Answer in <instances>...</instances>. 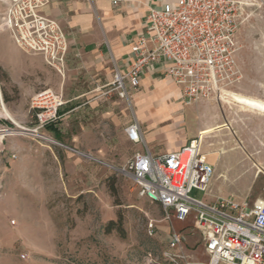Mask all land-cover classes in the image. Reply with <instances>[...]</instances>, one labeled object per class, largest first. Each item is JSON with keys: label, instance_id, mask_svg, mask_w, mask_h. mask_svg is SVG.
<instances>
[{"label": "rangeland", "instance_id": "rangeland-1", "mask_svg": "<svg viewBox=\"0 0 264 264\" xmlns=\"http://www.w3.org/2000/svg\"><path fill=\"white\" fill-rule=\"evenodd\" d=\"M236 1L240 13L235 58L241 78L228 92L264 103V0ZM8 39L0 32V41ZM109 89L104 95L114 93ZM228 98L218 105L234 133L225 129L206 140L213 153L206 160H217L216 174L208 195L192 190L190 196L209 203L212 195L250 206L264 195V174H257L252 165L254 161L264 169V114ZM170 101L180 104V99ZM195 105H185L187 131ZM19 116L12 120L25 130L12 124L0 102V264H145L148 255L161 253L170 225L162 220L159 205L140 198L132 183L116 172L118 156L110 148L116 144L115 135H102L109 156L97 159L74 147L65 129L59 132L62 139L48 127L31 132L37 128L31 110ZM5 127L15 133L1 132ZM247 182V190L238 188ZM110 221L114 226L108 229ZM150 222L153 236L147 232ZM172 224L185 236L189 259L205 263L192 217L186 223L173 219Z\"/></svg>", "mask_w": 264, "mask_h": 264}, {"label": "built area", "instance_id": "built-area-1", "mask_svg": "<svg viewBox=\"0 0 264 264\" xmlns=\"http://www.w3.org/2000/svg\"><path fill=\"white\" fill-rule=\"evenodd\" d=\"M50 1L0 0V32H6L22 52L40 55L62 76L68 51L66 34L56 20L40 13ZM239 11L236 0H162L152 5L145 30L134 41L133 61L123 73L114 68L109 83V92L124 101L132 114L125 136L141 147L115 168L116 172L132 183L140 198L159 205L163 221L186 223L192 217V229L200 233L207 257L202 264H264V195L250 206L231 199L207 203L191 197L192 190L207 194L215 172L214 164L201 152L200 136L177 151L150 153L133 116L132 97L143 72L160 64L165 77L181 89L183 105L223 101L228 89L241 78L235 58ZM62 105V98L50 90L31 98L29 108L37 125L31 132L53 124ZM1 132L15 133L6 127ZM184 153L188 159L182 163ZM154 230L150 222L149 236ZM184 241V234L170 227L165 248L157 256L148 255L145 264H201L185 254Z\"/></svg>", "mask_w": 264, "mask_h": 264}, {"label": "crops", "instance_id": "crops-1", "mask_svg": "<svg viewBox=\"0 0 264 264\" xmlns=\"http://www.w3.org/2000/svg\"><path fill=\"white\" fill-rule=\"evenodd\" d=\"M113 1L51 0L41 9V15L56 20L67 37L62 76L46 65L40 55L22 52L12 40L0 41V102L2 110L8 113L6 116L18 121L24 109L29 113L31 98L50 90L62 98L63 105L48 130L62 139L59 132L65 129L74 147L97 159L109 156L102 136L109 132L110 137H116L114 147H109L122 165L141 147L125 136L124 128L132 121L125 103L115 93L108 96L104 93L110 88L114 68L123 73L133 61L132 47L145 30L148 9L162 0H116V5ZM180 91L165 77L162 65L156 64L143 72L139 89L132 97V111L144 142L150 153L162 155L177 151L200 136L201 152L210 159L213 153L205 146L209 136L225 129L230 134L234 132L213 101L196 103L195 110L189 113L187 131L185 105L170 101L171 97L180 99ZM73 128L80 131L73 134ZM252 165L255 166L253 162ZM255 168L257 174L261 173ZM248 186L247 182L238 188L245 191ZM210 199L214 202L220 198L211 195ZM169 225L173 228L172 223Z\"/></svg>", "mask_w": 264, "mask_h": 264}, {"label": "bare ground", "instance_id": "bare-ground-1", "mask_svg": "<svg viewBox=\"0 0 264 264\" xmlns=\"http://www.w3.org/2000/svg\"><path fill=\"white\" fill-rule=\"evenodd\" d=\"M227 96L229 97L228 101L231 100V102L245 106L247 108L253 109L257 112L264 114V103L261 101L250 99V98H245V97L239 96L238 94H230V92L227 93ZM3 110L5 112V115H8V113L6 112V110L4 108H3ZM183 156H182V163H185L188 159V154L184 153ZM204 156H205V158H207L206 155H204ZM252 162L257 167V169H259L260 172L264 173V171L262 170V168L258 164H256L254 161H252Z\"/></svg>", "mask_w": 264, "mask_h": 264}, {"label": "trees", "instance_id": "trees-1", "mask_svg": "<svg viewBox=\"0 0 264 264\" xmlns=\"http://www.w3.org/2000/svg\"><path fill=\"white\" fill-rule=\"evenodd\" d=\"M47 127L49 128L50 126H47ZM113 226H114V222H113V221H110V222L108 223V225H107V228H108V229H111Z\"/></svg>", "mask_w": 264, "mask_h": 264}]
</instances>
